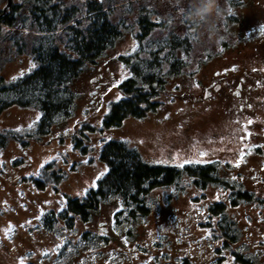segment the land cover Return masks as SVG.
<instances>
[{
	"label": "rangeland",
	"instance_id": "374dc122",
	"mask_svg": "<svg viewBox=\"0 0 264 264\" xmlns=\"http://www.w3.org/2000/svg\"><path fill=\"white\" fill-rule=\"evenodd\" d=\"M50 1L67 9L96 1L111 9L122 35L71 84L69 117L55 116L39 131L37 110L15 104L0 110L6 140L0 147V264H264V0ZM5 5L2 0L0 9ZM26 8L12 27L0 24V89L34 65L28 49L19 51L41 35L25 20ZM144 13L160 26L142 41L141 57L163 40L188 37V64L167 78L154 111L105 128L102 120L122 98L118 86L130 74L122 59L139 49L136 19ZM241 79L238 98L232 91ZM215 82L223 89L203 99L204 87ZM111 139L126 141L151 164L215 166L219 182L200 189L184 175L175 185L153 188L145 216L130 217L128 204L110 197L90 214L89 231L99 234L98 224L108 223L122 250L103 252L95 235L73 252L67 223L57 215L68 198L82 200L105 174L99 152ZM215 203L223 208L211 216ZM44 215L52 216L49 229ZM182 218L184 233L160 228Z\"/></svg>",
	"mask_w": 264,
	"mask_h": 264
},
{
	"label": "trees",
	"instance_id": "16d2710c",
	"mask_svg": "<svg viewBox=\"0 0 264 264\" xmlns=\"http://www.w3.org/2000/svg\"><path fill=\"white\" fill-rule=\"evenodd\" d=\"M25 4V20L41 35L19 45V51L28 49L35 67L2 86L0 110L9 104L37 110L40 131L49 126L53 117L70 116L74 97L71 84L87 65L95 63L116 44L123 26L112 22L111 9L103 10V5L96 1L87 2L83 9H67L62 8L60 2L50 0H23L21 5L10 4L6 11L0 9V24L12 27ZM79 14L85 17L76 19ZM70 22H74L73 25ZM136 25L139 49L133 56L122 59L129 65L130 74L118 86L122 98L110 104L102 120L105 128L117 127L127 117L141 119L154 111L158 105L154 99L165 89L167 78L177 76L188 64L191 50L188 37L163 40L156 50L146 51V56L141 57L142 41L160 23L150 20L144 13L138 16ZM8 134L16 141L20 140L14 133ZM5 141L4 135L0 136V147ZM99 161L106 167L105 174L97 179L95 187L89 189L82 200L68 198L66 207L57 215L59 220L67 224L75 218L86 222L99 204L110 197L119 198L125 205H138L148 197L151 189L175 185L184 175L201 186L211 180L212 174L210 167L202 165L151 164L136 148L118 139L102 145ZM41 220L49 229L52 216L44 215Z\"/></svg>",
	"mask_w": 264,
	"mask_h": 264
},
{
	"label": "flooded vegetation",
	"instance_id": "af4514ba",
	"mask_svg": "<svg viewBox=\"0 0 264 264\" xmlns=\"http://www.w3.org/2000/svg\"><path fill=\"white\" fill-rule=\"evenodd\" d=\"M223 85L221 83L215 82V83H210L208 86L204 87L203 89V94L202 97L203 99H208L212 96L213 93L215 92H219L223 89ZM242 87H243V79H241L240 82L237 83L236 85V90L232 91V93H234V95H236V97L240 98L242 96ZM263 134H261L260 137ZM210 167L212 170V174L210 175L211 180L209 182H207L206 184H202L201 186H197L200 189L204 188L207 184H216L219 182V176L217 177V167L215 166H207ZM219 170V169H218ZM219 172V171H218ZM145 200V199H144ZM144 203H146L144 201H141L140 204L136 205V204H129L126 207L127 208V213L130 215V217H135L136 215H142L145 216L146 214H148L149 212V207L147 206V204L145 205ZM218 203H215L214 205H212V208L210 209V212L212 213L211 216L213 215H217L220 213V210L223 208L220 205H217ZM143 210V211H142ZM128 217V218H130ZM186 218V217H185ZM182 218L183 221H178L180 222V225L177 224L175 225V222L171 221L169 222L167 225L165 224H160V228L162 229V231L165 232V234L167 235H172L175 232L176 228H179V231L184 233L186 230L185 228L188 226L186 219ZM181 219V220H182ZM67 226V230L69 231V242L71 241L73 246L75 247L73 252H79L80 248L78 247L80 244H83L85 241H89V240H94L98 239L99 242L102 243L103 245V252H110L112 253L114 250L117 251H121L122 248L120 246H116L114 242H112V238H111V233H110V228L108 227V223L106 222H100L98 224L99 226V230L100 233L99 234H95V232H90L89 231V222H72L69 224H65ZM113 226L118 225L117 223H113ZM119 227V226H117ZM229 228V226H228ZM220 229H223V227L220 225ZM118 234H120V231H118ZM97 237H96V236ZM114 253V252H113Z\"/></svg>",
	"mask_w": 264,
	"mask_h": 264
},
{
	"label": "snow or ice",
	"instance_id": "6c2138e0",
	"mask_svg": "<svg viewBox=\"0 0 264 264\" xmlns=\"http://www.w3.org/2000/svg\"><path fill=\"white\" fill-rule=\"evenodd\" d=\"M261 31L264 32V27L261 28ZM33 67H35V65H33ZM249 123H251V121H249ZM236 166H239V164H237ZM11 231H12V227L9 226L8 232L10 233ZM21 264H23V262H21Z\"/></svg>",
	"mask_w": 264,
	"mask_h": 264
},
{
	"label": "water",
	"instance_id": "95a60500",
	"mask_svg": "<svg viewBox=\"0 0 264 264\" xmlns=\"http://www.w3.org/2000/svg\"><path fill=\"white\" fill-rule=\"evenodd\" d=\"M10 4H11V0H6V5L3 8V11H6L10 7Z\"/></svg>",
	"mask_w": 264,
	"mask_h": 264
}]
</instances>
